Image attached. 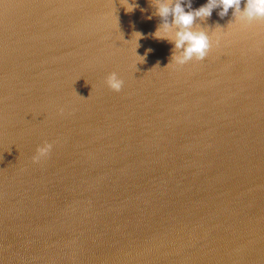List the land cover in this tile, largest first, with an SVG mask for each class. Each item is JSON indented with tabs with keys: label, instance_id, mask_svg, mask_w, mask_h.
Returning a JSON list of instances; mask_svg holds the SVG:
<instances>
[{
	"label": "water",
	"instance_id": "1",
	"mask_svg": "<svg viewBox=\"0 0 264 264\" xmlns=\"http://www.w3.org/2000/svg\"><path fill=\"white\" fill-rule=\"evenodd\" d=\"M152 4L0 0V264H264V21L177 65Z\"/></svg>",
	"mask_w": 264,
	"mask_h": 264
},
{
	"label": "clouds",
	"instance_id": "2",
	"mask_svg": "<svg viewBox=\"0 0 264 264\" xmlns=\"http://www.w3.org/2000/svg\"><path fill=\"white\" fill-rule=\"evenodd\" d=\"M244 2L245 6L241 9L242 0H207L206 4L193 9L192 0H187V3L185 0H154L152 6L156 10L155 15L161 18L162 23L153 36L156 39H167L174 44L176 51L172 54L171 62L174 61L177 65H184L192 60H204L212 48V41L208 32L196 26L197 19L210 17L216 8L220 9L219 15L224 17L231 8L234 10V16L245 21L247 25L264 21V0H244ZM135 7L131 6L129 9L128 6L126 10L131 12ZM148 18L151 19V16ZM139 34L140 38L142 34ZM216 42L219 43V38ZM106 82L110 89L117 92L124 85L123 79L115 72L107 77ZM52 148L53 144L47 141L38 146L36 154L32 157L33 162L38 163L47 158Z\"/></svg>",
	"mask_w": 264,
	"mask_h": 264
}]
</instances>
